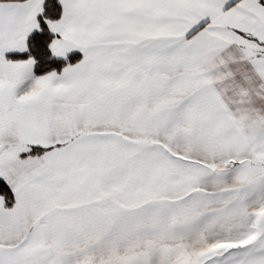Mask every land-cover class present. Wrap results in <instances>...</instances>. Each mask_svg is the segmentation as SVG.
<instances>
[{
	"label": "crops",
	"instance_id": "1",
	"mask_svg": "<svg viewBox=\"0 0 264 264\" xmlns=\"http://www.w3.org/2000/svg\"><path fill=\"white\" fill-rule=\"evenodd\" d=\"M59 1L41 78L0 3V264H264V0Z\"/></svg>",
	"mask_w": 264,
	"mask_h": 264
},
{
	"label": "trees",
	"instance_id": "2",
	"mask_svg": "<svg viewBox=\"0 0 264 264\" xmlns=\"http://www.w3.org/2000/svg\"><path fill=\"white\" fill-rule=\"evenodd\" d=\"M28 0H0V3L22 4ZM61 4L59 0H43L42 11L38 16V31L35 32L27 42V53L15 59H30L33 62V74L36 78L58 74L66 68L76 65L81 61L78 54H71L66 58L57 59L50 53V44L54 35L48 30V25L57 22L61 18ZM40 150L32 152L30 155L39 153ZM0 196L4 202V207L13 206V197L10 189L5 183L0 182Z\"/></svg>",
	"mask_w": 264,
	"mask_h": 264
},
{
	"label": "rangeland",
	"instance_id": "3",
	"mask_svg": "<svg viewBox=\"0 0 264 264\" xmlns=\"http://www.w3.org/2000/svg\"><path fill=\"white\" fill-rule=\"evenodd\" d=\"M139 181V180H138ZM140 182V181H139Z\"/></svg>",
	"mask_w": 264,
	"mask_h": 264
}]
</instances>
